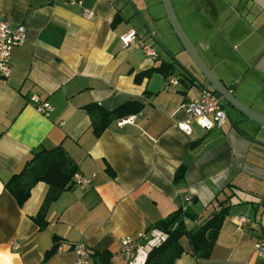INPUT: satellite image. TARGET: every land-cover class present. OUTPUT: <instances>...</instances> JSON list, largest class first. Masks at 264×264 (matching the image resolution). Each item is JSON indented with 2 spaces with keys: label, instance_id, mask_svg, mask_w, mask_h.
I'll use <instances>...</instances> for the list:
<instances>
[{
  "label": "crops",
  "instance_id": "1",
  "mask_svg": "<svg viewBox=\"0 0 264 264\" xmlns=\"http://www.w3.org/2000/svg\"><path fill=\"white\" fill-rule=\"evenodd\" d=\"M81 1L0 0L11 29L22 25L26 33L11 51L10 76L0 80V264H73L77 243L93 263V254L106 252L112 264H124L113 256L122 238L137 234L135 264H143L149 227L179 209L191 216L187 228L198 227L221 204L229 210L210 256L192 257L182 239L184 253L173 264H264L253 250L264 227V126L227 106L220 129L204 132L191 121V134L180 132L185 104L211 86L175 37L161 0ZM170 1L209 70L264 116V0ZM129 31L137 43L123 48L120 36ZM141 44L156 56L146 57ZM164 63L173 75L140 76ZM169 78L178 85L166 86ZM32 95L51 104L48 117L35 111ZM128 102L141 106L129 115L133 122L112 120L96 136L85 107L110 112ZM57 146L77 174L95 177L49 203L39 228L33 219L49 186L38 182L18 206L4 185L34 151ZM233 215L250 225L238 230ZM54 238L60 243L46 257Z\"/></svg>",
  "mask_w": 264,
  "mask_h": 264
},
{
  "label": "trees",
  "instance_id": "2",
  "mask_svg": "<svg viewBox=\"0 0 264 264\" xmlns=\"http://www.w3.org/2000/svg\"><path fill=\"white\" fill-rule=\"evenodd\" d=\"M152 73H158L166 78L173 75V69L170 64L164 63L147 70L140 76H149ZM140 109L141 106L136 102L125 103L110 112L97 105L85 107L96 136H99L112 120L136 114ZM76 172L75 162L62 147L57 146L51 150L40 149L32 153V157L24 164L20 172L10 178L4 185V189L13 197L18 206H22L29 198L30 191L35 184L38 182L46 183L50 191L33 219L39 228H43L46 224L45 212L47 206L60 193L72 188L71 180ZM228 210V206L221 204V209L218 212L200 226L193 228L186 227V223L191 220V216L181 209L156 222L148 228L150 231L146 235L150 237L151 233L157 232L161 235V239L159 243L148 250L143 264H173L184 253L181 246L182 239L187 240L192 257L207 259L211 254ZM59 243L57 238L53 239V246L46 257L51 256L57 250ZM93 258L94 264H112L110 255L106 252L93 254Z\"/></svg>",
  "mask_w": 264,
  "mask_h": 264
},
{
  "label": "built area",
  "instance_id": "3",
  "mask_svg": "<svg viewBox=\"0 0 264 264\" xmlns=\"http://www.w3.org/2000/svg\"><path fill=\"white\" fill-rule=\"evenodd\" d=\"M69 5L82 4L81 0H62ZM85 16L90 17L91 14L85 11ZM25 28L22 25L11 29L9 20L0 14V80L7 79L11 74L10 54L13 48L21 46L25 41ZM137 34L135 31H129L120 36V41L123 48L137 43ZM141 49L146 57L153 58L156 56L155 50L148 44H141ZM176 86L178 82L174 78L167 80L166 86ZM29 102L33 105L35 111L48 117L53 107L47 100H41L38 96L32 95ZM188 118L183 122L176 124L177 129L185 135L191 134L190 122L194 121L198 127L209 132L212 129H220L227 118V111L224 108V101L221 96L212 93L209 90H203L201 98L196 101H189L184 106ZM135 116H129L121 120V123H131ZM120 123V124H121ZM95 175L83 177L77 173L72 176V185L78 188H86L92 184ZM232 224L242 231L246 229L250 223V218L243 215H233L230 218ZM143 238V234H137L134 237H125L120 240L118 251L115 252L113 259L120 260L124 264H135L137 258L138 242ZM161 235L157 232L151 233L149 240V249L159 243ZM13 249H17L14 247ZM253 250L256 257L264 261V227L261 229L259 236L255 237L253 242ZM74 254L73 264H94L91 260L90 251L80 243L72 247ZM144 263V262H143Z\"/></svg>",
  "mask_w": 264,
  "mask_h": 264
},
{
  "label": "water",
  "instance_id": "4",
  "mask_svg": "<svg viewBox=\"0 0 264 264\" xmlns=\"http://www.w3.org/2000/svg\"><path fill=\"white\" fill-rule=\"evenodd\" d=\"M162 6L166 19L175 35L177 40L180 42L181 46L193 61L194 65L206 80V82L211 86V92L222 97L225 105L224 107L231 106L236 111L240 112L246 116L250 121L257 123L260 126H264V116L254 112L239 100H237L232 94L231 90L228 89L223 83L215 77V75L209 70L205 65L199 54L197 53L193 44L189 41L185 33L183 32L172 8L170 0H161ZM195 80V78L193 77ZM203 88V86H202Z\"/></svg>",
  "mask_w": 264,
  "mask_h": 264
}]
</instances>
